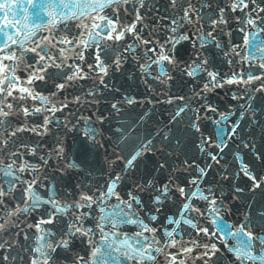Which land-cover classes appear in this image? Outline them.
Here are the masks:
<instances>
[{
    "label": "snow or ice",
    "instance_id": "1",
    "mask_svg": "<svg viewBox=\"0 0 264 264\" xmlns=\"http://www.w3.org/2000/svg\"><path fill=\"white\" fill-rule=\"evenodd\" d=\"M9 23H11V22L9 21ZM249 23H251V21H249ZM118 38H119V37H117V39H118ZM161 59H167V57L162 56ZM189 74L191 75V74H193V73L190 72ZM230 82H231V81H230ZM21 91H26V89H21ZM138 154H139V153H138ZM132 159L134 160V159H135V156H134ZM131 163H132V161L130 160V161H129V165H131ZM246 174H247V172H246ZM109 191H111V188H110ZM185 207H187V205H185ZM169 235H171V233H169Z\"/></svg>",
    "mask_w": 264,
    "mask_h": 264
}]
</instances>
